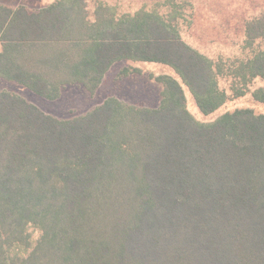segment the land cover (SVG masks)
Segmentation results:
<instances>
[{
    "label": "trees",
    "instance_id": "obj_1",
    "mask_svg": "<svg viewBox=\"0 0 264 264\" xmlns=\"http://www.w3.org/2000/svg\"><path fill=\"white\" fill-rule=\"evenodd\" d=\"M89 1L0 3V77L48 101L95 92L122 61L181 82L157 79L156 108L111 97L68 119L0 90V264H264V115L198 123L182 85L214 112L213 63L162 18L99 5L93 20ZM235 73L264 79V51Z\"/></svg>",
    "mask_w": 264,
    "mask_h": 264
},
{
    "label": "rangeland",
    "instance_id": "obj_2",
    "mask_svg": "<svg viewBox=\"0 0 264 264\" xmlns=\"http://www.w3.org/2000/svg\"><path fill=\"white\" fill-rule=\"evenodd\" d=\"M56 0H0L1 4L38 10ZM99 5L114 9L117 18L135 17L142 10L174 25L181 39L208 58L218 73V89L224 103L209 115L201 113L189 90L182 85L186 109L201 124H209L236 109H251L264 115V103L254 93L264 88V79L243 81L235 73L248 60L264 51V37L251 39L253 29L264 31V0H90L88 11L94 20ZM256 36V35H255ZM1 49V46H0ZM180 79L168 67L156 63L122 61L114 64L101 86L90 93L82 86H69L56 101L40 98L26 88L0 77V90L17 94L42 111L60 119L84 114L104 100L114 97L130 105L156 108L160 105L161 76ZM241 94V95H240ZM34 239L39 232L29 230Z\"/></svg>",
    "mask_w": 264,
    "mask_h": 264
}]
</instances>
